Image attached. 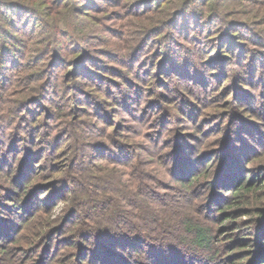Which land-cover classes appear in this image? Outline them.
<instances>
[{
    "label": "rangeland",
    "instance_id": "374dc122",
    "mask_svg": "<svg viewBox=\"0 0 264 264\" xmlns=\"http://www.w3.org/2000/svg\"><path fill=\"white\" fill-rule=\"evenodd\" d=\"M202 1L165 0L157 10L148 12H138L137 8H132L130 3L135 0H114L112 4H104L100 8L98 1H95L92 6L97 9H89V13L82 16L79 29L74 31L83 33L89 40L88 48L93 57L90 62L97 68L107 69H94L100 75L93 76L94 80H86V83L83 82L84 78H79L81 84L78 86L70 74V61L75 59L70 53L66 55L60 74L54 80L58 92L64 90L66 84L76 87L73 91L67 90L66 96L74 91L88 94L90 99L86 104L75 103L84 110H59L57 106L60 103L63 108L73 107L74 102L65 98L60 103L52 102L53 98H50L34 105L42 76L48 77L46 73L40 78L36 76L40 64L32 66V71L28 73L30 80L26 84L3 89L0 97V243L12 249L9 255L11 261L16 262L21 258L22 261L26 260V264H57L64 257L61 247H64L65 242H73L68 230L58 231L57 227L71 210L68 197L72 188H64L65 180L70 177L58 171L62 167L61 158H69L70 165L79 155L77 163L86 161L85 170L91 171L93 168L100 178L103 174H109L108 179L112 181L108 182L109 185L126 191L122 181L124 183L127 167L124 163L110 164L106 159H96L100 156L97 151L102 145L114 143V139L136 148L143 144L153 151L156 150V143L153 144L148 135L156 136L153 133L159 131L166 134L165 138L171 137L175 125H181V132H192L198 137L187 142V149L191 146V154L193 149L203 152L201 144H206L205 153L215 151L218 168L211 175V183L206 188L201 186L197 189L201 193L197 204L191 203L189 198L180 200L181 196L177 197L179 193L164 188L174 185L179 188L180 184L171 181L163 182L166 186L162 182L156 183L157 189L165 192V202H176L179 206L172 215L168 213L174 209L172 207L158 212L161 224L149 221L150 226L155 225L153 228L157 232H162L163 240L155 244L157 250H150L152 258L147 260L148 254L144 251L140 261L145 264H264V259H261L264 251H260L264 238V0ZM178 8L185 14V23L191 20L190 17L196 18L193 25L196 28V42L184 38L180 40L177 30L175 33L167 30L151 38L149 28L158 26V30L163 31L165 20ZM46 9L49 8L42 7V10ZM198 10L202 14L201 19L196 14ZM64 11L60 9L59 19L65 14ZM55 20L53 18L52 22ZM14 35L21 37L18 33ZM224 40H229V43H223ZM167 48L170 51L165 56ZM108 51L116 56L109 57ZM115 58L119 63L114 61ZM184 60L190 64L187 66ZM173 64L183 65L186 71V77L176 81V84L169 82L170 77L163 75L166 67L173 68ZM120 69L122 76L115 72ZM189 72L193 79L190 76L187 78ZM121 84H124L126 92L132 90V93L129 97L127 93L120 100L117 93L121 92ZM22 107L34 110L24 115L35 122L30 134L20 126L21 117L19 120L18 116L12 119ZM164 110L169 111L174 119L164 118ZM226 110L231 112L230 120ZM237 115H242L243 122L239 123ZM43 131L45 135H42ZM79 137L84 143L94 144L85 159L84 149H72L73 140L77 141ZM45 142L53 143L51 150L54 158L51 165H54L53 171L57 170V173L49 171L48 163L42 160L41 149L50 147ZM18 144L27 146L29 155L31 153L35 157L33 162L29 160L28 154L18 149ZM163 150L170 152V155L173 153L171 147ZM97 153L94 159L92 156ZM208 155L204 156L203 162L208 161ZM142 159H148L144 152ZM224 160L222 167L225 171L222 176L223 170H219V164ZM20 162L23 166L19 170L17 167ZM162 164H149L144 168L162 177ZM32 168L39 169L38 177L30 171ZM228 176L233 179L239 176L238 181H250L259 186V190L249 194L243 203H233L230 192L226 191L229 187L221 186ZM213 182L218 185L212 186ZM89 185L95 191L99 188L96 181ZM72 187L75 192L90 190L80 181ZM80 196L77 195L75 199ZM25 199L30 202L21 203L22 206L14 204L16 200L25 202ZM78 205L80 208L83 206ZM44 207L48 212L43 211ZM155 208L158 209L157 206ZM45 220L49 223H45ZM190 221L211 235L212 239L206 246L199 248L191 244L193 235L186 231ZM40 234L47 239L40 247L49 241L48 237L52 234L58 241L54 243L51 239L53 247L48 250L49 245L45 246L44 254L37 260L40 247L31 249L35 245L30 244L33 235ZM10 237L20 241L10 242ZM58 238H65L66 241L60 242ZM84 240L79 237L80 242ZM93 241L90 235L85 240V246ZM169 241L176 247L166 246ZM147 244L142 243V246L147 249ZM189 245H192V251L184 252ZM56 247L59 248L54 251ZM8 254L4 257L0 254V263L6 262ZM99 258L94 264L104 263L105 258L102 255Z\"/></svg>",
    "mask_w": 264,
    "mask_h": 264
},
{
    "label": "trees",
    "instance_id": "16d2710c",
    "mask_svg": "<svg viewBox=\"0 0 264 264\" xmlns=\"http://www.w3.org/2000/svg\"><path fill=\"white\" fill-rule=\"evenodd\" d=\"M95 1H98L97 5H99L100 8L104 6V4H112L114 0H0V97L2 96L3 89H10L11 87L13 88L14 86H18L20 83L26 84L30 80L28 73L32 71V66L34 65L35 67L37 64H40L41 68L39 74L36 76L40 78V76L46 73L48 77L45 75L42 76L43 78L41 84L38 85V89L36 88L38 93L36 94V100L33 102L34 105H36V102L42 103L50 100V98H53L52 102L60 103V101L65 98L74 102L72 105L74 108H63L64 106H62V103H60V105L57 106L59 110H84L83 107H78L75 105V103L77 102V104L80 105H83V103L86 104V102L90 99V96L88 94L87 96L84 92H72L76 87L74 85L67 84L64 86V90L58 92V87L55 85L54 80L56 76L60 74L59 71L61 69L62 63L65 62L66 55L70 53L75 56V59L70 61L72 65V71H70V74L74 77V80L76 81L75 84L78 86L81 84L79 78H84L83 82L86 83V80H94L93 76L100 75L99 72H94V69H107V67L97 68L98 66L90 62L93 57L91 58V51L88 48L89 40L85 35H83V33L78 34V31L75 32L79 29L78 25H80L82 16L85 17L84 15L89 13V9H97L93 8L92 6ZM163 1L165 0H135V2H131L130 5L134 9L137 8L138 12H148L149 10H157ZM197 1L199 2L200 0ZM43 6L44 8L49 9H46L47 11L42 10ZM60 9H64L65 14H63L62 18L59 19L57 16L60 13ZM196 14L200 15V19L202 18V14H200L199 10L196 12ZM183 16H185L183 10L178 8L170 14L169 19L165 20L163 31L158 30V26H153L148 30L149 35L151 38H153L158 36L159 33H164V31L173 30L174 32L177 30L180 40L184 38L186 41L190 39L195 41L196 28H194L193 25L197 20L196 18L190 17L191 20L185 23V17ZM53 18L56 19L54 22H52ZM180 19H182L184 24L179 22ZM176 22H178V24H176ZM180 24L181 26H179ZM17 33L21 35V37L14 35ZM224 41L225 42L223 43H229L227 42L229 40ZM168 51H170L169 48L166 49L165 56L169 53ZM108 54L109 57L116 56L111 51H108ZM165 56L162 57L163 60H165ZM114 61L119 63L116 58ZM188 64L190 63L186 61L187 66ZM169 68L171 67H166L165 74H163L166 77H170L171 80H169V82L175 83L176 81H180V79L186 77V71L184 70L183 65L179 64V66H174L173 64V68H171L170 71ZM115 72L118 74V76H120V74L122 76L123 74L121 69L116 70ZM189 76L191 79H193V75H191L190 72L187 78ZM121 85L122 86L119 88L121 92L117 93L120 95L118 97L120 100L123 97L125 98L127 93L128 97L131 96L132 93V90H128L129 92H126L125 88L123 87L124 84ZM135 89L136 86H134V90ZM67 90H72V93L66 96L65 92ZM33 111V109L22 107L19 110V114L15 113V115L12 117V119H14L16 116H18L17 120H19L21 117L20 121L22 123L20 122V126L24 127L26 131H28V134L32 133L35 122H33L34 120L31 122V120L25 116L27 113L31 114ZM20 113L23 114V116H20ZM163 115L164 118L168 117L174 119L173 115L167 110H164ZM227 116L229 118L228 120H230V117H232L229 110L227 111ZM237 116L239 118V123L243 122L241 117L242 115ZM192 120H194V118H192ZM18 123H16V125ZM167 125L169 126V124ZM180 128L181 125H175L173 130L174 132H171V137L168 136L167 138H165L166 134H164V132L155 131V133L152 131L154 132L153 134H156V136H148L151 137L150 140H152L151 142L153 144L156 143V150L153 151H151L148 147H144L145 145L143 144L136 148L135 146L127 144L123 141L121 142L118 139H114L115 141L114 143H111V145H102L99 151H97L100 153V156L96 157V159H106L105 161L109 162L110 164H117V162L118 164L124 163L123 165L127 167L126 171L123 170L126 175L124 183L122 181L123 186H126V191L121 190L122 188L120 189L117 186H114L115 188H113L111 185H109L108 182H112L108 179L109 174H103L105 177L102 176L100 178L93 168L91 171L85 170L86 163L84 162L86 161L77 163L79 160V155L76 156V161L70 163V165L69 158L65 156L61 158L60 161L62 163V167H60L58 171H62L65 177H70L69 180H65L64 188L67 190H69L70 187L72 188L70 191V196L68 197L71 210L68 212L69 215H64V218L57 227L58 231H64L65 229L68 230V232H70V236L73 238V242L67 243L65 242L66 240H64L65 238H58L60 239V242L64 241L65 243L64 247L60 246L62 248V253L64 254L62 255L64 257L62 256L63 259H59L57 264H94L96 263V259L100 260V255L105 258L103 259L104 263L100 264H145L143 261H140L142 260V254L144 251H146V254H148L146 256L147 260L148 258H152L153 255L151 253L152 251L150 250H157L158 246H155V244H158V242L160 243V241L163 239H161L162 232L160 230L157 232L153 228L155 225L153 227L150 226L149 221L154 223L156 221V223L161 224L162 219L158 212H160L162 209H165L166 207L167 209L172 207L174 209L168 212L172 215L175 213L176 207L179 206L176 202H165V192L159 191L157 189L156 183L159 182L161 184L162 182V184L165 186L166 184L163 182L167 183L171 181V183L180 184L181 187L179 188L175 185L166 186L164 188L175 190V193H179L177 197L181 196L180 200L189 198L191 203L197 204L200 200L198 197L201 195L197 189L201 188V186H208V183H211V175L214 174L215 170L217 171L218 168L216 166V159L218 157L215 154V151L211 153H205L207 151L206 144H201L203 152L193 149L194 152L191 154V146L187 149V142L197 135L195 136L192 132H181L182 129L180 130ZM173 134L174 136H172ZM42 135H45L44 131ZM16 139L17 138H15V140ZM217 141L218 140H216V142ZM45 143L48 144V146L50 145V147L41 149V155L44 157L42 160L43 162L48 163L49 171L57 173V170L53 171L54 165H51V161L54 158V154L51 150L53 143ZM20 145L21 144H18V149L23 150L25 154L29 155L27 146L25 144L22 146ZM93 145L94 144L90 145V143H84L79 137L77 138V141L73 140L72 149H84L83 158L85 159L87 153L93 150ZM168 147L173 149V153L171 155L170 152H164L165 150H163ZM143 152L145 155H147L148 159H142ZM59 153H61V151ZM98 153L93 154L92 157L95 159V156H98ZM206 154H209L207 157L208 161L205 160L206 162H203L204 156H206ZM29 156V160L33 162L35 159L34 155L30 153ZM230 157L229 160L231 159ZM26 158L28 159V157ZM225 160L219 164V170H223L222 165L224 164ZM199 161H201V163ZM22 162L18 164L17 168L19 170L20 167L22 168L23 166ZM157 163H163V178L146 171L144 168L149 164L154 165ZM32 167L35 166L32 165ZM38 170V168H34V170L33 168L32 170L30 169V171H33L34 175L37 174L36 177H38L39 174ZM227 170L228 169L226 167V171ZM100 171L103 173V170ZM224 171L225 169L221 173L222 176ZM72 174L73 179L71 180ZM228 177L229 178L226 179V181L221 186L229 187L226 191L230 192V197L233 203H243L248 196H250L252 193H256L259 190V186H256L250 181L246 182L247 180H245V182L242 183L238 181L240 180L239 176L235 177L234 179L233 177ZM91 178L94 180L91 181ZM78 180L87 188H90V182L96 181L99 188L96 191L90 188L89 191L78 190L75 192L72 185H77L79 182ZM117 184L120 185L119 183ZM217 185L218 184L214 182L212 183V186ZM77 195H81L79 199H75ZM26 199L25 202L16 200L14 201V204L20 205L21 203L24 204L26 202H30L26 201ZM78 203L83 206L80 208ZM155 206H157L158 209L155 208ZM200 206H202V204ZM44 208L43 211L48 210L46 207ZM45 223H49V221L45 220ZM186 231L193 235L191 244L194 245V247H204L212 239L211 235L205 232L203 228L196 226V223L191 221L188 223ZM34 235L30 245H35L31 249L37 250V248L40 247L39 245L42 242L47 241V239H44L46 236L42 237V234L39 236ZM90 235L93 236L94 241L90 243L89 246H85V240L89 239ZM54 237L55 234H52L50 237H48L49 241L40 247V253L37 260L40 259L44 254L46 248L45 246L49 245V250L53 247L52 242L54 241L55 243L58 241L57 239L55 240ZM79 237L84 238V242H80ZM51 239L53 240L52 242ZM8 240L10 242L20 241L14 237H10ZM36 242H38V244ZM146 242L149 243L147 244V249L144 247V245L142 246V243L146 244ZM262 243L263 245L261 246L260 251H264V238ZM3 245L4 243H0V254L4 257L5 254H8L9 252L7 255L9 259L6 257V262L8 263L9 260L10 262L8 264H14L15 261H11L9 257L12 249L8 245ZM165 245H169L170 248L176 247L170 241ZM192 245H189L187 248L188 250H184V252H191V249L193 248H191ZM57 248L59 247L54 248V251H56ZM120 252L125 256L120 254ZM261 259H264V252ZM25 261H22L21 258H18L15 263L26 264ZM28 264L30 263L28 262Z\"/></svg>",
    "mask_w": 264,
    "mask_h": 264
}]
</instances>
